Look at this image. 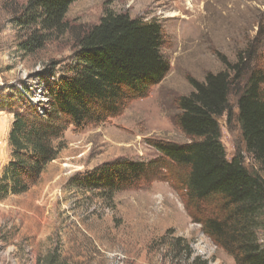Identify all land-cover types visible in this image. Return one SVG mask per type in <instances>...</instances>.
<instances>
[{
    "label": "rangeland",
    "instance_id": "374dc122",
    "mask_svg": "<svg viewBox=\"0 0 264 264\" xmlns=\"http://www.w3.org/2000/svg\"><path fill=\"white\" fill-rule=\"evenodd\" d=\"M28 2L0 0V99L7 96L4 89L10 93L26 83L34 101L47 107L36 74L57 63L62 72L74 39L65 33L33 52L24 50L31 29L18 26L16 18ZM106 10L158 21L170 70L122 114L79 130L69 126L54 139L58 155L37 182L22 194L0 198V264H45L52 252L69 264H192L196 257L199 264H237L193 222L183 191L167 174L112 198L76 186L74 178L105 162L155 159L159 140L186 142L175 116L178 98L193 90L191 79L203 81L224 68L221 56L235 62L251 45L255 64L264 66V0H77L66 18L80 30L97 24ZM13 121L12 112L0 110V178L13 153ZM219 122L228 159L241 152L254 168L238 123H228L226 115ZM259 238L264 246V231ZM187 246L193 251L189 258Z\"/></svg>",
    "mask_w": 264,
    "mask_h": 264
},
{
    "label": "trees",
    "instance_id": "16d2710c",
    "mask_svg": "<svg viewBox=\"0 0 264 264\" xmlns=\"http://www.w3.org/2000/svg\"><path fill=\"white\" fill-rule=\"evenodd\" d=\"M75 1L29 0L16 18L18 26L31 29L24 50L33 52L65 33L74 41L62 72H57V63L36 74L46 89L47 107L34 101L26 83L13 92L2 91L7 96L0 99V110L12 112L14 121L13 153L0 178V198L22 194L37 182L58 155L54 139L69 126L79 130L122 114L129 102L147 97L170 70L158 21L106 10L97 24L77 30L66 18ZM256 53L251 45L235 62L221 56L222 70L208 72L203 81L190 80L193 90L178 98L175 116L186 142L159 140L155 159L105 162L75 175L76 186L112 198L167 174L183 191L193 222L215 245L237 264H264L259 238L264 231V66L255 64ZM225 115L228 123H238L254 168L245 164L241 152L228 159L219 122ZM186 249L189 258L193 251ZM200 261L196 257L192 264ZM45 264L69 263L52 252Z\"/></svg>",
    "mask_w": 264,
    "mask_h": 264
}]
</instances>
